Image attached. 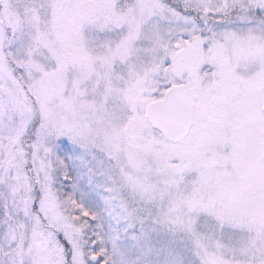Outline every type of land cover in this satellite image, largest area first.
<instances>
[{
	"label": "snow or ice",
	"instance_id": "obj_1",
	"mask_svg": "<svg viewBox=\"0 0 264 264\" xmlns=\"http://www.w3.org/2000/svg\"><path fill=\"white\" fill-rule=\"evenodd\" d=\"M0 264H264V0H0Z\"/></svg>",
	"mask_w": 264,
	"mask_h": 264
}]
</instances>
